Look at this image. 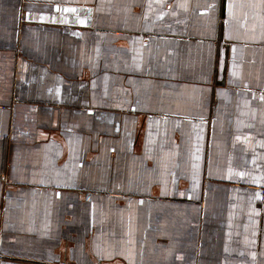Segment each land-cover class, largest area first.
Segmentation results:
<instances>
[{
  "label": "crops",
  "instance_id": "0c3cea01",
  "mask_svg": "<svg viewBox=\"0 0 264 264\" xmlns=\"http://www.w3.org/2000/svg\"><path fill=\"white\" fill-rule=\"evenodd\" d=\"M0 264H264V0H0Z\"/></svg>",
  "mask_w": 264,
  "mask_h": 264
}]
</instances>
